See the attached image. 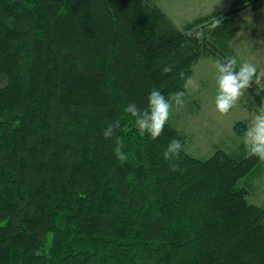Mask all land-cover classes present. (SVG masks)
Listing matches in <instances>:
<instances>
[{
	"label": "trees",
	"instance_id": "1",
	"mask_svg": "<svg viewBox=\"0 0 264 264\" xmlns=\"http://www.w3.org/2000/svg\"><path fill=\"white\" fill-rule=\"evenodd\" d=\"M261 1L179 28L158 0H0V264H264V204L240 185L262 162L195 156L172 117L141 137L123 111L153 88L186 95L202 58L239 67L238 31L219 23ZM117 119L123 163L102 135Z\"/></svg>",
	"mask_w": 264,
	"mask_h": 264
},
{
	"label": "rangeland",
	"instance_id": "2",
	"mask_svg": "<svg viewBox=\"0 0 264 264\" xmlns=\"http://www.w3.org/2000/svg\"><path fill=\"white\" fill-rule=\"evenodd\" d=\"M168 16L179 28L193 23L206 15L220 17L233 7H239L238 0H158ZM219 24H231L237 29L238 55L242 63L254 64L264 84V0L248 8L238 10L232 21L223 18ZM217 75L215 63L202 58L195 66L194 74L187 84L185 103L181 111L173 109L171 117L177 127L188 134L190 152L195 156L208 157L216 148L226 151L240 150L246 155L243 134L235 131L238 121L247 126L257 113L252 99L245 93L230 113L220 118L215 111ZM172 120V119H171ZM241 146V147H240ZM239 148V149H238ZM250 190L249 201L264 204V162L251 174L240 180V185Z\"/></svg>",
	"mask_w": 264,
	"mask_h": 264
},
{
	"label": "clouds",
	"instance_id": "3",
	"mask_svg": "<svg viewBox=\"0 0 264 264\" xmlns=\"http://www.w3.org/2000/svg\"><path fill=\"white\" fill-rule=\"evenodd\" d=\"M218 23V22H217ZM217 75L215 77V111L220 118L227 116L246 90L251 86L253 78L257 77V68L254 64L244 62L237 67L235 57L217 58L215 60ZM170 67H165L164 72H170ZM180 79H184V73H179ZM258 79V77H257ZM190 81L185 82V87ZM185 92L182 90L170 93L168 97L156 88H153L148 97L146 106L141 109L135 103H128L124 112L133 119L135 130L139 136H148L152 140L158 139L169 121L173 109L179 112L184 107ZM121 129L119 119L113 121L105 128L102 135L105 140H113L117 159L123 163L128 157L122 149L124 147L123 136L117 135ZM243 144L249 157H257L264 162V102L259 106L257 113L251 119L243 134ZM183 144L178 139L171 140L163 151V159L168 162L170 170L176 171Z\"/></svg>",
	"mask_w": 264,
	"mask_h": 264
}]
</instances>
